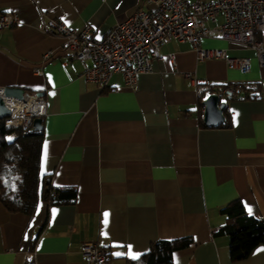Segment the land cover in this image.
<instances>
[{
    "label": "crops",
    "instance_id": "crops-1",
    "mask_svg": "<svg viewBox=\"0 0 264 264\" xmlns=\"http://www.w3.org/2000/svg\"><path fill=\"white\" fill-rule=\"evenodd\" d=\"M140 4L0 0V12L19 17L0 30V88L43 92L40 173L63 195L75 193L69 202L39 201L31 214L0 203V264H26L32 251L35 264H86L82 241L107 249L106 264H128L152 242L182 237L192 244L173 252V264H264V245L233 260L229 236L215 233L227 218L220 210L236 200L246 215L264 219V65L256 52L201 38V48L247 57L249 70L241 72L223 59L198 60L190 43L170 38L133 86L116 73L100 89L50 26L51 19L72 29L88 24L101 38ZM238 83L259 90L231 100L219 94L225 121L206 126L207 85Z\"/></svg>",
    "mask_w": 264,
    "mask_h": 264
},
{
    "label": "built area",
    "instance_id": "built-area-1",
    "mask_svg": "<svg viewBox=\"0 0 264 264\" xmlns=\"http://www.w3.org/2000/svg\"><path fill=\"white\" fill-rule=\"evenodd\" d=\"M222 18L217 23L218 18ZM19 23L16 13L0 12V30ZM212 25V26H211ZM50 26L65 39V47L83 65V76L104 89L112 75L120 73L127 86H133L140 73L151 71V60L160 57V45L166 39L188 42L196 50L198 60L219 58L241 72L249 70L247 57H229L225 49L199 47L203 37L220 38L239 43L256 52L264 65V0H141V4L125 19L116 22L101 38L90 34V25L70 28L60 19H51ZM49 52L43 55L47 59ZM172 57V54H169ZM41 73L40 68L35 69ZM186 76H191L187 73ZM210 93L221 94L224 100L244 98L258 91L257 83L217 85ZM10 113L4 118L5 127L30 130L35 118L46 115L43 95L24 93L23 98H5ZM17 137L16 132L5 136L6 141ZM64 189L70 190L71 186ZM80 251L86 264H106L108 251L94 241H82ZM26 264H35L34 251L26 254Z\"/></svg>",
    "mask_w": 264,
    "mask_h": 264
},
{
    "label": "trees",
    "instance_id": "trees-1",
    "mask_svg": "<svg viewBox=\"0 0 264 264\" xmlns=\"http://www.w3.org/2000/svg\"><path fill=\"white\" fill-rule=\"evenodd\" d=\"M251 96L246 93L244 98ZM13 131L17 137L6 141L5 136ZM42 140V130L30 133L21 127L9 129L4 119H0V203L9 211L31 214L39 201L53 205L74 199V192L63 195L62 189L52 188L47 177L40 173ZM220 211L227 218L215 233L229 236L233 260L244 259L254 247L264 245V219L246 215L238 200ZM191 244L189 237L157 240L128 264H173V252Z\"/></svg>",
    "mask_w": 264,
    "mask_h": 264
},
{
    "label": "water",
    "instance_id": "water-1",
    "mask_svg": "<svg viewBox=\"0 0 264 264\" xmlns=\"http://www.w3.org/2000/svg\"><path fill=\"white\" fill-rule=\"evenodd\" d=\"M26 91L23 88L16 86H5L0 88V119H4L9 115L10 110L5 104V98L15 97L23 98ZM37 95H43V92H37ZM203 114L202 120L206 126H217L225 121L224 109L225 101L220 100V95L217 93H209L202 101ZM33 127L28 130L30 133L42 130V119L35 118ZM48 182V179H47Z\"/></svg>",
    "mask_w": 264,
    "mask_h": 264
},
{
    "label": "snow or ice",
    "instance_id": "snow-or-ice-1",
    "mask_svg": "<svg viewBox=\"0 0 264 264\" xmlns=\"http://www.w3.org/2000/svg\"><path fill=\"white\" fill-rule=\"evenodd\" d=\"M107 215V214H106ZM129 251L131 252V247H129Z\"/></svg>",
    "mask_w": 264,
    "mask_h": 264
}]
</instances>
